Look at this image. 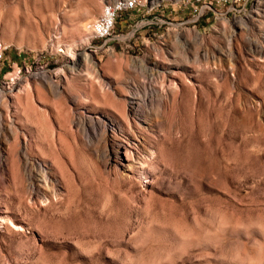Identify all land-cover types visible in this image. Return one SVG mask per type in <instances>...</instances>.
I'll return each mask as SVG.
<instances>
[{
  "label": "rangeland",
  "instance_id": "obj_1",
  "mask_svg": "<svg viewBox=\"0 0 264 264\" xmlns=\"http://www.w3.org/2000/svg\"><path fill=\"white\" fill-rule=\"evenodd\" d=\"M115 1L0 0V264H264V0Z\"/></svg>",
  "mask_w": 264,
  "mask_h": 264
},
{
  "label": "built area",
  "instance_id": "obj_2",
  "mask_svg": "<svg viewBox=\"0 0 264 264\" xmlns=\"http://www.w3.org/2000/svg\"><path fill=\"white\" fill-rule=\"evenodd\" d=\"M124 3H127V10L123 11L121 14H126L128 11L136 9L140 3H137L136 0H125ZM246 0H187L184 2L185 5H192L194 7V18L193 20L197 22L202 17L207 16L209 13L219 12V9L223 13H232L237 14L244 11V4ZM114 10V9H113ZM110 23L109 10H107L106 15H100L94 24L91 26V29H107L108 24ZM120 38V34L115 36L114 40ZM107 40L106 42H109ZM6 46L0 44V61L4 59Z\"/></svg>",
  "mask_w": 264,
  "mask_h": 264
},
{
  "label": "bare ground",
  "instance_id": "obj_3",
  "mask_svg": "<svg viewBox=\"0 0 264 264\" xmlns=\"http://www.w3.org/2000/svg\"><path fill=\"white\" fill-rule=\"evenodd\" d=\"M124 1L125 0H116L113 3H109V4H106L104 6L101 15H106L107 14V10H109L110 23L108 24L107 29H100L99 31L97 29H93L94 37L96 39L104 40L106 38H109L113 34V31H114V29L116 27V24H117V20L120 17L119 14H121L123 11L127 10V3H124ZM247 2H248V0H246V3ZM246 3L244 4L245 6H246ZM244 9H246V8H244ZM4 121H5V115L0 113V127L4 126ZM23 147L26 148L25 145ZM4 153H5L4 149H0V168L2 170L5 168V165H6L5 162L2 161L3 157H4Z\"/></svg>",
  "mask_w": 264,
  "mask_h": 264
}]
</instances>
